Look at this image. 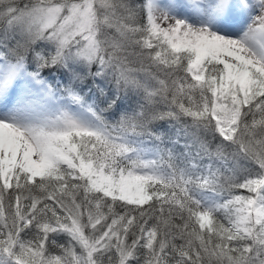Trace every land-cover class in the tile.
<instances>
[{"label": "snow or ice", "instance_id": "obj_1", "mask_svg": "<svg viewBox=\"0 0 264 264\" xmlns=\"http://www.w3.org/2000/svg\"><path fill=\"white\" fill-rule=\"evenodd\" d=\"M0 264H264V0H0Z\"/></svg>", "mask_w": 264, "mask_h": 264}, {"label": "trees", "instance_id": "obj_2", "mask_svg": "<svg viewBox=\"0 0 264 264\" xmlns=\"http://www.w3.org/2000/svg\"><path fill=\"white\" fill-rule=\"evenodd\" d=\"M101 86H102V87L104 86L102 82H101ZM124 106H125V105H123V104L121 105V107H124Z\"/></svg>", "mask_w": 264, "mask_h": 264}]
</instances>
